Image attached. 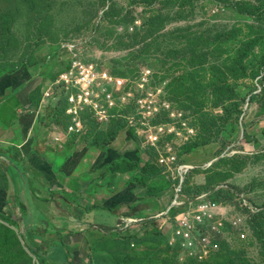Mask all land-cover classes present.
Wrapping results in <instances>:
<instances>
[{
	"label": "rangeland",
	"instance_id": "obj_1",
	"mask_svg": "<svg viewBox=\"0 0 264 264\" xmlns=\"http://www.w3.org/2000/svg\"><path fill=\"white\" fill-rule=\"evenodd\" d=\"M71 55L124 80L132 95L109 121L90 123L85 146L116 142L135 157L94 172L89 191L115 206L113 195L141 183L137 211L159 212L174 193L158 159L173 153L195 167L185 194L211 191L226 227L217 249L196 259L169 244L168 228L111 235L92 226L85 239L64 238L69 262L264 264V0H0V79L40 77L38 105ZM160 126L152 146L145 137ZM36 251L0 218V264H43ZM64 252L56 244L47 257L62 264Z\"/></svg>",
	"mask_w": 264,
	"mask_h": 264
},
{
	"label": "crops",
	"instance_id": "obj_2",
	"mask_svg": "<svg viewBox=\"0 0 264 264\" xmlns=\"http://www.w3.org/2000/svg\"><path fill=\"white\" fill-rule=\"evenodd\" d=\"M41 85L37 76L14 74L0 79V214L19 225L25 239L38 245L46 257L56 244H61L66 256L62 264H71L65 250V237L82 235L85 239V233L92 226L99 230L102 226L119 228L126 218L142 215L137 211L138 202L146 191L143 185L122 189L111 197L115 206L99 201L95 191H89L92 181L96 180L94 172L103 166L110 167L119 159L127 161L135 157V151L117 148L116 142L101 150L84 143L73 148L71 140L63 147L50 143L49 128L42 123L36 113L37 105L33 104V97ZM32 184L42 186L46 191L64 193L75 204L87 208L94 206L95 210L86 216L85 224L64 226V219L54 216L59 213L52 202V216H48L53 218L52 224L47 233L38 234L44 217L38 208L39 199L31 191ZM131 210L135 215L129 214ZM62 228L64 232L56 231ZM50 235L53 239L46 242L45 238ZM71 251L77 254L73 249ZM46 260L48 264H59L48 257Z\"/></svg>",
	"mask_w": 264,
	"mask_h": 264
},
{
	"label": "built area",
	"instance_id": "obj_3",
	"mask_svg": "<svg viewBox=\"0 0 264 264\" xmlns=\"http://www.w3.org/2000/svg\"><path fill=\"white\" fill-rule=\"evenodd\" d=\"M146 73H142L139 85L142 90L148 83L149 72ZM131 96V90L124 80L71 55L58 80L42 92L36 113L49 128L50 143L63 147L71 140L79 145L88 133L91 120L97 124L109 121L115 116L118 104H126ZM156 129L145 137L152 146H156L162 133L161 126ZM158 162L165 172L171 173L174 193L171 203L154 214L126 218L118 229L131 233L138 226L139 230L149 231L153 228L152 224L161 232L168 228L164 235L170 245L196 259H205L223 240L226 225L221 206L212 199L211 191L185 194L186 176L195 167L178 163L173 153L160 155ZM233 224L237 225L238 222ZM241 236L244 237V234Z\"/></svg>",
	"mask_w": 264,
	"mask_h": 264
},
{
	"label": "trees",
	"instance_id": "obj_4",
	"mask_svg": "<svg viewBox=\"0 0 264 264\" xmlns=\"http://www.w3.org/2000/svg\"><path fill=\"white\" fill-rule=\"evenodd\" d=\"M38 105H39V103H38ZM38 105H37V107H38ZM91 122L95 123L94 120H91L89 122V126H90ZM89 131H90V129H88V133H87L86 137L83 139L84 144L87 140ZM70 143L72 144V146L74 148V146H75L74 141H71ZM147 166H152V165H145V167H143V172H145L147 170V168H146ZM34 177H35V175H34ZM139 185H143V184L139 183ZM31 191H32L33 195L39 199L38 208L40 209V211L42 210L41 214H43V217H44L42 225L37 230L38 234L47 233L48 232L47 228L49 226H51V224H52L51 220L53 218L49 219V217H48L49 215L52 216L51 206H50L52 202H54L55 210L59 213L58 216H56V215H54V216L58 217L60 219H64L62 221V224L64 226H67L68 223H70V224H73V223L85 224L86 216H88V214H90L93 210H95L94 206L90 207V208L82 207L80 205L75 204L66 194L61 193V192L46 191V190H44V188L42 186H37L35 184H32L31 185ZM129 214L132 216V215H135V212L133 210H131V212ZM144 216H146V215H144V214L139 215V217H144ZM0 218L5 222H8V223L11 222L4 214H0ZM70 218H73L75 220L69 221ZM12 225H13V223H12ZM100 230L103 231L104 233L111 234V235L121 233V231L118 228H114V227L102 226V227H100ZM56 231L58 233L64 232V228H62L60 230L56 229ZM30 249L33 251L32 247H30ZM35 253L43 261V264H48V260H46L44 258V253H42L41 251H36Z\"/></svg>",
	"mask_w": 264,
	"mask_h": 264
}]
</instances>
